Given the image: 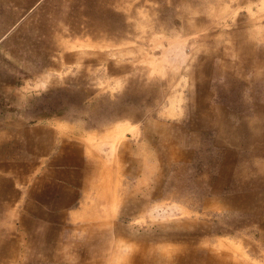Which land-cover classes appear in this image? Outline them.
Here are the masks:
<instances>
[{
	"label": "rangeland",
	"instance_id": "1",
	"mask_svg": "<svg viewBox=\"0 0 264 264\" xmlns=\"http://www.w3.org/2000/svg\"><path fill=\"white\" fill-rule=\"evenodd\" d=\"M35 127L92 159L79 213L35 239L42 264L185 240L264 264V0H0V264L32 254L7 181Z\"/></svg>",
	"mask_w": 264,
	"mask_h": 264
},
{
	"label": "crops",
	"instance_id": "2",
	"mask_svg": "<svg viewBox=\"0 0 264 264\" xmlns=\"http://www.w3.org/2000/svg\"><path fill=\"white\" fill-rule=\"evenodd\" d=\"M33 132L31 145H26L28 151H33V155L29 154L33 164H29L30 167H24L23 170L13 167L8 171V174L15 177V181H7L9 186L12 185V188L8 189L17 191V197L16 201L7 204L23 206V212H21L23 216L18 221L27 223V229L30 231L28 237L31 239L27 246L32 254L19 257L22 259L16 264H42L37 258V253H41V247L39 244L35 245V239L40 238L42 234L50 238L55 237L58 223L69 221V218L73 220V216L79 213V210H75L74 207L83 204L82 195L83 191H86L83 183L90 180L87 168L91 167L92 159L88 156L90 150L84 141H78L77 136L56 133L53 129L48 128L39 129L35 127ZM18 156L20 157V154ZM25 164L26 160L24 159ZM7 182L6 184H8ZM2 198H5V195ZM43 222L47 224L44 225ZM162 235L168 239L172 236L164 233ZM96 237L97 235L90 236L86 241L91 242ZM114 237L121 239L119 234L114 235ZM115 243L116 241L113 244ZM34 245L39 248L37 252L32 248ZM94 245L97 246L96 240L94 243L91 242L89 246L93 247ZM183 245L188 250L184 252L186 253L184 256L176 248L169 249L160 244L158 245L160 247L154 248L153 244H149L145 249H140L137 248L139 247L137 243L135 248L132 246L126 248L131 253L127 257V262L130 264L132 261L137 262L141 258L143 264H153L156 260L165 264H181L182 259H186L188 263V258H192L193 255H195L196 261L201 264H209L214 258L228 261L226 254L208 252V247L204 250L197 249L194 241L185 240ZM156 250L157 254H154L153 251ZM93 253L87 254L91 258ZM132 253L140 254V257ZM123 259L125 260V258ZM192 264H195V260Z\"/></svg>",
	"mask_w": 264,
	"mask_h": 264
}]
</instances>
